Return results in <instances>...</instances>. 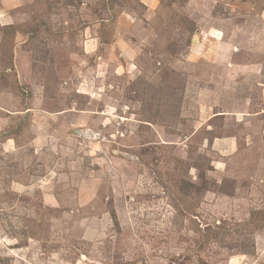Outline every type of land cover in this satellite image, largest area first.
<instances>
[{
	"label": "rangeland",
	"instance_id": "1",
	"mask_svg": "<svg viewBox=\"0 0 264 264\" xmlns=\"http://www.w3.org/2000/svg\"><path fill=\"white\" fill-rule=\"evenodd\" d=\"M0 264H264V0H0Z\"/></svg>",
	"mask_w": 264,
	"mask_h": 264
},
{
	"label": "trees",
	"instance_id": "2",
	"mask_svg": "<svg viewBox=\"0 0 264 264\" xmlns=\"http://www.w3.org/2000/svg\"><path fill=\"white\" fill-rule=\"evenodd\" d=\"M103 40H104V37H103Z\"/></svg>",
	"mask_w": 264,
	"mask_h": 264
}]
</instances>
